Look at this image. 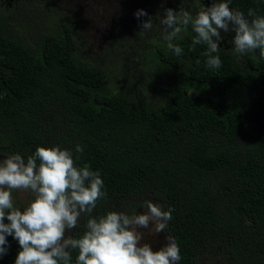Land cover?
Instances as JSON below:
<instances>
[{"label": "trees", "instance_id": "1", "mask_svg": "<svg viewBox=\"0 0 264 264\" xmlns=\"http://www.w3.org/2000/svg\"><path fill=\"white\" fill-rule=\"evenodd\" d=\"M110 1L119 10L112 33L124 58L113 70L85 58L77 8L64 0H0V155L27 158L37 146L80 144L79 165L100 170L107 192L92 215L117 211L118 200H128L129 213L162 200L173 209L165 233L180 246L179 264H195L204 249L219 264H264L259 50L237 58L221 41L223 66L209 70L206 46L189 51L188 33L179 42L183 57L166 48L158 26L137 36L147 19L137 20L138 9L158 23L157 13L178 10L172 2L181 0ZM230 7L264 15L256 0ZM125 38L139 51L124 55ZM87 219L73 235H83ZM8 240L0 264H14L19 250Z\"/></svg>", "mask_w": 264, "mask_h": 264}, {"label": "clouds", "instance_id": "2", "mask_svg": "<svg viewBox=\"0 0 264 264\" xmlns=\"http://www.w3.org/2000/svg\"><path fill=\"white\" fill-rule=\"evenodd\" d=\"M256 3L259 6L264 0ZM231 4L232 0H210L206 6L201 0L193 11L187 0H181L178 10L162 8L163 15L158 12L155 17L158 23L138 9L137 20L147 19L141 21L137 36L144 37L158 26L166 48L183 57L179 42L188 33L192 35L189 51L206 46L205 65L214 70L223 66L221 33L233 32L229 43L237 58L259 50V58L264 59V15L250 8L246 17ZM83 153L80 144L74 150L44 145L27 158L13 153L0 159V259L8 253V237H12L19 245L14 264H72L73 250H78L75 264H179L180 246L172 235L165 236L166 243L158 250L143 242L141 230L158 235L168 228L173 209L166 202L145 200L138 208L143 211L92 215L107 192L100 170L79 165ZM17 190L31 194L28 203L17 205L13 196ZM85 214V231L76 237L73 229Z\"/></svg>", "mask_w": 264, "mask_h": 264}, {"label": "rangeland", "instance_id": "3", "mask_svg": "<svg viewBox=\"0 0 264 264\" xmlns=\"http://www.w3.org/2000/svg\"><path fill=\"white\" fill-rule=\"evenodd\" d=\"M65 6H72L80 11V16L85 19L82 23L81 34L85 38V44L82 47L85 51L84 56L86 59L91 60L94 64L109 66L112 70L117 67L118 61H124V58L118 48H115L116 40L112 33L113 19L118 15V9H110L107 5L111 3L110 0H64ZM173 7H180L181 1L176 4L172 2ZM175 4V5H174ZM125 45V54L138 50L137 45L130 46L129 40L125 38L123 40ZM5 156L0 155V159ZM17 205L28 203L31 198L30 193H25L23 190H17L13 193ZM126 199L118 200L117 211L126 210ZM120 202V203H119ZM143 231V230H141ZM166 233H160L158 235L149 234L147 231L144 234V242L153 245V250H158L165 241ZM204 254L199 253L197 256L196 264H219L215 261L210 260L211 254L206 255L210 250H202ZM206 255L205 258H203Z\"/></svg>", "mask_w": 264, "mask_h": 264}, {"label": "flooded vegetation", "instance_id": "4", "mask_svg": "<svg viewBox=\"0 0 264 264\" xmlns=\"http://www.w3.org/2000/svg\"><path fill=\"white\" fill-rule=\"evenodd\" d=\"M202 2L206 5V6H210V0H202ZM199 3V4H198ZM187 6H190L191 8H192V10L193 11H195L198 7H200L201 6V0H194L193 1V6H191L190 4H187ZM222 34V36H224L225 37V39L223 40L224 42V44L225 45H227V46H229V48L230 47H233V45L232 44H230V43H228L227 41H230V40H232V38L234 37V33L233 32H229V33H221ZM139 208V207H138ZM137 208V209H138ZM138 211H143V209H138ZM142 232H144V234H145V232H146V230H143ZM165 232V231H164ZM144 242V241H143ZM195 264H196V262H195ZM208 264H209V262H208Z\"/></svg>", "mask_w": 264, "mask_h": 264}]
</instances>
